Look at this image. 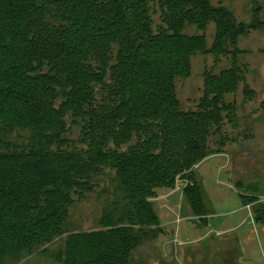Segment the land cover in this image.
Masks as SVG:
<instances>
[{
	"label": "trees",
	"instance_id": "16d2710c",
	"mask_svg": "<svg viewBox=\"0 0 264 264\" xmlns=\"http://www.w3.org/2000/svg\"><path fill=\"white\" fill-rule=\"evenodd\" d=\"M250 1L246 22L210 0H0V264L56 240L41 252L61 264H132L161 232L153 197L178 178L193 215L212 213L193 167L233 139L222 126L234 119L225 97L246 72L237 43L264 33V0ZM200 51L230 66L206 70L202 96L185 110L174 84ZM19 128L27 141L7 136ZM104 176L100 228L69 229L70 209ZM242 192L263 225L264 200Z\"/></svg>",
	"mask_w": 264,
	"mask_h": 264
},
{
	"label": "rangeland",
	"instance_id": "374dc122",
	"mask_svg": "<svg viewBox=\"0 0 264 264\" xmlns=\"http://www.w3.org/2000/svg\"><path fill=\"white\" fill-rule=\"evenodd\" d=\"M210 2L230 9L239 21H250V0ZM151 10L154 23H159L158 8ZM214 30L213 23L205 30L207 47L213 40ZM185 32L194 34L197 31L190 26ZM237 47L242 52L238 58L245 66L246 72L236 91L225 97L234 119L225 117L222 126L233 139L225 141L220 152L211 153L193 167L194 180L201 187L207 208L212 210L216 217L212 218V213L203 219L193 215L182 193L187 181L178 178L174 187L162 188L153 197L154 207L160 218L161 232L133 252L132 264H264V233L263 241L255 239L254 245L250 247L242 245V237L248 230H239L236 241L233 239L236 232L226 234L230 237L226 240H218L219 235L214 233L210 238L198 239L205 234L204 226L206 227L207 222L205 223L204 218H212L209 223L219 229L224 228L226 222L228 227L231 223L240 221V216L247 217V223L242 226L247 229L250 219L247 216L248 211L242 207L239 191L246 194L255 193L260 196L261 201L264 200V116L260 109L264 97V33L251 30L248 35L239 38ZM190 62L188 76L176 79L174 84L180 108L185 110L194 109L202 96L206 70L213 68L216 72L230 66L229 59L220 57L217 61L211 53L204 51L195 52ZM243 85L248 88V94H244ZM17 130H14L13 134L8 132L7 136L16 137L19 142L27 141L29 132L22 128ZM77 134L78 129H73L70 138L76 137ZM216 140L218 139L215 138ZM216 147L217 144L211 142V148ZM98 186L99 188L87 195L86 199L78 201L70 209L69 222L72 227L69 229L90 231L100 228L96 219L100 216L106 199V194L101 192L102 187H108L106 176L100 179ZM248 206L252 215L253 204ZM236 209L241 211L236 213ZM65 236L66 234L62 235V238ZM60 242L61 240H56L46 244L40 247L39 252L26 254L18 260L8 259L6 264H61L50 256V253L41 252L44 249L55 251Z\"/></svg>",
	"mask_w": 264,
	"mask_h": 264
},
{
	"label": "crops",
	"instance_id": "0c3cea01",
	"mask_svg": "<svg viewBox=\"0 0 264 264\" xmlns=\"http://www.w3.org/2000/svg\"><path fill=\"white\" fill-rule=\"evenodd\" d=\"M242 207H243V209L245 208L248 211L247 216H249V219H250V222H249L250 225L248 227H246L247 229L242 228L243 224L247 223V217H243V216H240V218H239L240 221L236 222V224L231 223V225L227 227L226 226L227 222H226V225L224 228L221 227L219 229H215V227H213V224L209 223L212 218L216 217V215L214 213H212V215L214 214V216L211 215L212 218L209 220L207 218L208 221H207L206 227L204 226L205 234L203 236H199L200 238H198V239H202V238L204 239L206 237L210 238L211 234L214 233V235H219L218 240L219 239L226 240V239L230 238L226 234H231L233 232H236L234 237H233V239L236 241V236H237L239 230L241 232L248 230L247 231L248 233L247 234L245 233V235L242 237V245L243 246L250 247V245H252V246L254 245L255 239L262 240V238H263L262 235L264 233V225L262 226L261 224L254 222L253 217H252L251 212H250V206L242 204ZM240 211L238 209H236V213H239ZM233 212H235V210ZM177 227H179V224H177Z\"/></svg>",
	"mask_w": 264,
	"mask_h": 264
}]
</instances>
